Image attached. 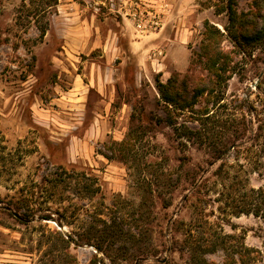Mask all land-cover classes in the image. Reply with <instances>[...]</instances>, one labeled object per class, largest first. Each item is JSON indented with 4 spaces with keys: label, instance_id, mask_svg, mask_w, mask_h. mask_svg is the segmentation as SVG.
Segmentation results:
<instances>
[{
    "label": "rangeland",
    "instance_id": "rangeland-1",
    "mask_svg": "<svg viewBox=\"0 0 264 264\" xmlns=\"http://www.w3.org/2000/svg\"><path fill=\"white\" fill-rule=\"evenodd\" d=\"M135 4L161 26L138 32ZM225 5L0 0V264H223L222 239L264 264V45L233 47ZM204 22L230 61L221 100L175 111L157 84L191 61L207 79ZM172 24L184 46L145 40Z\"/></svg>",
    "mask_w": 264,
    "mask_h": 264
},
{
    "label": "trees",
    "instance_id": "trees-1",
    "mask_svg": "<svg viewBox=\"0 0 264 264\" xmlns=\"http://www.w3.org/2000/svg\"><path fill=\"white\" fill-rule=\"evenodd\" d=\"M223 1L226 5L221 12H224L227 16L228 26L225 27V30L230 34L228 37L233 47L241 50V54H244V50L248 47H253L258 44L264 45V0H261V3L255 2V9L253 11L241 15H238L234 10L235 0ZM221 36L222 34L216 27L210 25L208 22H204V37L206 43L201 47L202 54L198 56V62L208 72L207 79H201L195 76L192 61L188 71L184 75L181 76L177 72L171 73L165 83L157 84L160 100L166 106H170L175 111H183L193 107L201 97H204L207 102L211 99L215 102L221 100V97L218 96L220 93L219 89L225 83L226 78L224 74L229 71L230 63L228 53L220 48ZM205 118H208V116ZM187 132L184 131L183 134L186 135ZM125 145L128 148V143L124 141L117 144L120 150ZM4 210L6 214L14 217L15 220L22 222L14 214L16 209L13 208V211L9 209ZM105 231H112L111 226L106 227ZM105 231H100L99 237L107 235ZM118 233L121 236L130 234L129 232H124L121 228L118 229ZM106 237L108 238L109 236ZM225 243L224 239L220 240L219 243L221 246L220 249L224 252L225 257L223 264H255L254 257L256 256H253V263H250L249 258L245 257L250 253V249L226 247L227 245ZM94 247H102V245L96 243ZM192 264L207 263L203 259H193Z\"/></svg>",
    "mask_w": 264,
    "mask_h": 264
},
{
    "label": "crops",
    "instance_id": "crops-1",
    "mask_svg": "<svg viewBox=\"0 0 264 264\" xmlns=\"http://www.w3.org/2000/svg\"><path fill=\"white\" fill-rule=\"evenodd\" d=\"M181 26L179 25H168V27H164V29L160 32H156V33H152L154 34L153 37H149L145 40H156L159 39L160 42H162L164 45L168 46L169 49H173L176 45L179 46H184L183 44H185V42H188V40L191 37V32H188L185 30V32H183V30L180 28ZM169 30H171L170 32H168ZM167 34V35H166ZM169 54L167 53L165 55V58H168ZM159 67H162L163 65H158ZM158 74L161 73V69H158Z\"/></svg>",
    "mask_w": 264,
    "mask_h": 264
},
{
    "label": "built area",
    "instance_id": "built-area-1",
    "mask_svg": "<svg viewBox=\"0 0 264 264\" xmlns=\"http://www.w3.org/2000/svg\"><path fill=\"white\" fill-rule=\"evenodd\" d=\"M136 8L130 13V17L135 29L140 33H149L157 30L161 26V16L158 12L138 10L139 6L135 4ZM133 6V5H132Z\"/></svg>",
    "mask_w": 264,
    "mask_h": 264
},
{
    "label": "water",
    "instance_id": "water-1",
    "mask_svg": "<svg viewBox=\"0 0 264 264\" xmlns=\"http://www.w3.org/2000/svg\"><path fill=\"white\" fill-rule=\"evenodd\" d=\"M17 216V215H16Z\"/></svg>",
    "mask_w": 264,
    "mask_h": 264
}]
</instances>
